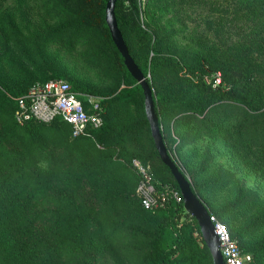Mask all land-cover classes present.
I'll return each instance as SVG.
<instances>
[{
    "label": "rangeland",
    "instance_id": "1",
    "mask_svg": "<svg viewBox=\"0 0 264 264\" xmlns=\"http://www.w3.org/2000/svg\"><path fill=\"white\" fill-rule=\"evenodd\" d=\"M140 1L139 22L123 25L133 55L142 63L154 60V44L190 64L188 71L163 67L148 73L154 90L171 94L163 105L170 110L163 120L170 153L189 179L205 185L199 192L213 211L234 202L239 223H254L243 244L263 251V115L231 102L213 104L203 114L188 109L200 94L204 69L222 73L228 52L240 46L253 49L248 52L257 70L250 87L264 91V0ZM96 8V0H0L1 80L22 87L58 70L97 90L123 88L125 74ZM6 94L0 90V168L13 162L9 149L28 154L22 196L33 193L39 176L36 209L46 230L64 233L61 239L71 237L67 225L91 212L84 245L71 241L53 264H143L155 222L140 208L138 176L128 163L130 153L155 149L141 95L133 103L111 102L110 118L124 133L100 140L74 138L64 122L30 132L16 118L13 95ZM152 157L164 180L170 179L158 156ZM255 258L254 264H264V253Z\"/></svg>",
    "mask_w": 264,
    "mask_h": 264
},
{
    "label": "trees",
    "instance_id": "2",
    "mask_svg": "<svg viewBox=\"0 0 264 264\" xmlns=\"http://www.w3.org/2000/svg\"><path fill=\"white\" fill-rule=\"evenodd\" d=\"M107 1L108 0H96L97 8L95 18L104 27L111 41L112 48L122 66L125 74V86L123 88L114 91L97 90L85 83L67 78L61 71L54 70L48 74L46 73L40 77L39 80L22 87H10L0 78V90H2L5 95H7L6 93H10L14 98H17L25 95L28 90L38 82H44L51 78H64L69 81L76 91L89 93L100 98V103L103 107L102 115L104 122L100 128L92 130L94 138L102 140V137L106 136L122 137L124 131L115 128L110 118L108 108L111 102L114 101L125 103L137 102L139 95H141V105L144 109V93L141 85L127 69L124 64L123 56L111 38L105 20ZM140 3L141 1L138 2V0H117L115 12L118 25L123 33L129 52L153 89L152 83L148 77L150 70L170 67L177 71H181L182 69L188 71L190 70V64L183 62L171 49H169L168 52H164L154 44L151 45L152 58H154V60L148 63H142L133 55L132 48L126 39L123 25L133 20L139 22ZM250 47V45L240 46L235 50L229 51L228 68L222 73L220 72V74H217L218 71L208 67L204 69L203 74L205 75L202 78L200 94L194 101L190 102L188 110L203 114L205 110L213 104L231 102L233 104L242 105L251 112L259 113L264 117V91H256L249 85L255 77L257 70L255 59L248 52V50H253ZM153 96L155 100V109L162 126L164 115L170 112V110H165L163 105L168 104L172 100L170 98L171 94L166 95L164 92H158L153 89ZM145 119L152 138L146 114ZM57 122L63 121L58 117L50 122L32 117L23 123V127L30 132H35L45 126L55 125ZM162 132L166 142L163 129ZM82 138L91 139L90 137ZM166 145L169 150L167 142ZM9 151L13 158L12 164L5 168H0V174L4 175L0 185V264H53L54 259L59 256L64 248L72 244L70 243L71 241L74 242L76 240L78 242L77 247L84 245V241H82L84 226L88 222L91 212H87L85 215L73 220L71 224L67 225L66 233L71 235L70 238L61 239L64 233L58 232V227L57 229L51 227L50 231L46 230L41 220V212L37 211V204L34 202V196L39 192L42 186V183L39 181V176H37L38 185H36L33 193L27 197H23V191L28 188V183L24 180V176L28 172L26 161L28 154L20 149H15L14 151L13 149H9ZM153 155L158 156L160 159L156 147L154 152L148 155L130 153L128 163L131 166V160L133 158H138L143 163L148 164L151 160L153 161ZM160 161L162 162L161 159ZM163 165L169 171L171 178L163 180L154 175L157 190L164 191L176 189L180 191L170 169L164 163ZM178 166L185 174L180 165ZM14 176H16L15 180L11 181ZM190 181L193 191L209 209L210 214L219 217L221 221L228 225L232 237L239 242L240 246L245 251L253 255L254 262H256L255 257L258 255L261 256L264 250L262 251L261 248H257L251 252L247 250L243 244L245 235L252 231L250 225H254V223L245 224L244 226L239 223L241 216L233 213L236 208L234 202L226 203L222 208L213 211L204 200L203 193L199 192V188L202 189L205 185L200 179L195 181L190 179ZM138 182L139 176L137 184ZM63 196V198H65L67 194ZM137 199L139 200L138 203L140 208L152 215L155 222V227L150 233L148 245L143 256V264H214L209 248L202 237L198 221L186 211L183 201L170 199L163 207L145 209L141 204L140 198L138 197ZM62 212L63 208L57 210L56 222L60 221Z\"/></svg>",
    "mask_w": 264,
    "mask_h": 264
},
{
    "label": "built area",
    "instance_id": "3",
    "mask_svg": "<svg viewBox=\"0 0 264 264\" xmlns=\"http://www.w3.org/2000/svg\"><path fill=\"white\" fill-rule=\"evenodd\" d=\"M14 100L17 106L16 118L22 124L32 117L46 122L58 117L70 126L74 138H94L92 130L100 128L104 122L100 98L76 91L64 78H51L38 82L25 95ZM131 166L139 176L136 193L145 209L163 207L170 199L183 201L181 192L176 189L157 190L154 173L149 164L133 158ZM211 221L219 237L225 264H254L253 255L245 251L232 237L228 225L213 214Z\"/></svg>",
    "mask_w": 264,
    "mask_h": 264
},
{
    "label": "water",
    "instance_id": "4",
    "mask_svg": "<svg viewBox=\"0 0 264 264\" xmlns=\"http://www.w3.org/2000/svg\"><path fill=\"white\" fill-rule=\"evenodd\" d=\"M116 2L117 0L107 1L105 20L109 28L111 38L124 58V64L143 89L145 114L150 125L151 135L156 150L162 162L170 169L179 186L186 211L198 221L202 237L209 248L214 264H225L220 250L219 237L215 232L214 223L211 221L209 209L193 191L190 179L179 168L167 148L160 119L155 109L153 89L129 52L123 33L118 25L115 12Z\"/></svg>",
    "mask_w": 264,
    "mask_h": 264
},
{
    "label": "crops",
    "instance_id": "5",
    "mask_svg": "<svg viewBox=\"0 0 264 264\" xmlns=\"http://www.w3.org/2000/svg\"><path fill=\"white\" fill-rule=\"evenodd\" d=\"M162 129L164 131L163 124H162ZM150 165L153 166L152 167V170H153L154 175H156L159 179H163L164 180L165 175L163 174V172L161 171V169L158 168L156 162H154V161L151 160ZM136 186H137V184H136Z\"/></svg>",
    "mask_w": 264,
    "mask_h": 264
}]
</instances>
